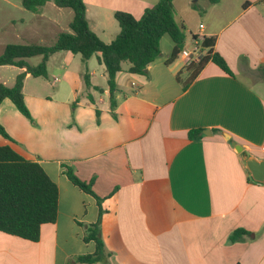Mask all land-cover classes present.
I'll use <instances>...</instances> for the list:
<instances>
[{
  "label": "crops",
  "instance_id": "obj_1",
  "mask_svg": "<svg viewBox=\"0 0 264 264\" xmlns=\"http://www.w3.org/2000/svg\"><path fill=\"white\" fill-rule=\"evenodd\" d=\"M118 1L127 7L111 16L126 11L140 18L158 0ZM84 2L90 28L110 43L118 22L105 39L102 7ZM49 3L37 12L19 9L31 13L20 37L43 42L60 25L65 8ZM174 6L186 26V47L194 35L215 37L213 50L233 76L208 62L185 89L188 65L181 55L166 64L174 43L164 35L145 75L126 72L124 63L115 116L98 56L83 61L69 51L49 58L47 78L26 76L24 100L33 121L9 99L2 102L0 123L10 139L0 135V147L38 162L57 184L59 201L56 222L42 225L38 242L0 232V264H80L77 257L94 253V243L83 237L98 219V201L70 182L69 169L93 180L102 199L107 264H264V183L254 182L245 164L247 156L264 159V0H174ZM189 18L196 25L189 26ZM3 71L13 85L25 69L0 66ZM5 76L0 82L12 86ZM192 130L201 136L190 139ZM238 229L247 234L231 242Z\"/></svg>",
  "mask_w": 264,
  "mask_h": 264
},
{
  "label": "trees",
  "instance_id": "obj_2",
  "mask_svg": "<svg viewBox=\"0 0 264 264\" xmlns=\"http://www.w3.org/2000/svg\"><path fill=\"white\" fill-rule=\"evenodd\" d=\"M209 5H216L220 0H206ZM47 2H53L57 7L68 8L73 12L69 24V32H60L52 45L43 44H8L0 55V66H16L25 69L18 74L12 86L0 82V106L5 99L14 103L19 112L33 121L31 113L24 100V80L28 74L32 77H48L47 63L49 58L62 51L80 54L83 61L97 55L105 67L109 102L112 115L117 106V75L124 72V63L129 64L126 72L145 75L147 68L160 55V41L168 35L173 43V51L166 61L167 65L174 63L186 47V27L176 19L174 0H158L155 5L144 10L140 18L126 11H116L114 18L119 24L118 35L110 42L102 41L90 28L87 20V8L84 0H22V6L30 12H37ZM246 2L244 8L249 6ZM215 37H204L202 47L206 49L204 57L198 63L189 64L190 72L184 83L186 89L197 77L203 67L212 62L225 73L233 76L224 58L214 52ZM40 57L38 64L32 65L27 60ZM84 83L90 88L87 74ZM77 103L72 104V110ZM99 118L100 111L96 110ZM202 130H192L188 136L197 139ZM0 135L10 139L5 128L0 123ZM70 182L81 191L93 196L98 201L99 216L94 224L87 226L83 241L93 242L95 251L92 254L76 258L80 264L105 263L109 254L101 234L103 209L101 198L93 190V180L82 181L73 170L67 171ZM59 190L57 184L46 173L43 167L35 161L27 160L8 146L0 147V232L16 236L31 242L40 239L41 227L44 224L55 223L58 217ZM247 231L238 229L230 235V241L240 240ZM239 264V263H238Z\"/></svg>",
  "mask_w": 264,
  "mask_h": 264
},
{
  "label": "rangeland",
  "instance_id": "obj_3",
  "mask_svg": "<svg viewBox=\"0 0 264 264\" xmlns=\"http://www.w3.org/2000/svg\"><path fill=\"white\" fill-rule=\"evenodd\" d=\"M86 1L88 5L92 4L91 0H86ZM92 1L96 3V5L102 7L103 9L104 17L107 23V33H105L106 35L104 36V38L108 39V37L112 35L113 29H114L113 26L116 23L115 18L111 16L112 11L114 9H125L127 6L124 3H120V1L118 0H92ZM102 1L103 3H100ZM49 4H51L52 6L54 5L53 2H50ZM20 8L24 10L22 6V0H0V45H1L0 55L3 54L1 50L3 45H8L11 43H17V44L42 43L43 45H52L56 41V38L58 36L57 33L58 32L60 33L62 29L66 30L67 27L69 26V22L72 20V14H73L72 10L65 8L64 9L65 13H63L60 16V20H61L60 25L58 27L56 26V28H52L51 31L48 32V37L46 38V40L41 42L42 40L39 39V40H35V42H32V41H28L20 37L18 33L23 26V21L31 23L30 22L31 13H28L27 11L23 13L22 11L19 10ZM48 11L50 13H53L50 10ZM57 13L58 12H56V14ZM51 16L55 18L53 14H51ZM189 19H187V21H189L187 22L189 26L196 25L195 19L193 18H189ZM191 20L193 21L191 22ZM42 23H44L43 20H42ZM43 26H42V30L44 28L49 27L47 23L43 24ZM166 38H168L167 40H170L169 37H166ZM29 60L31 64H38L41 58L34 57V58H30ZM7 73L8 72L6 71H3V73L0 72V74L6 75L5 77L6 79H8L9 85H12V80L10 78L11 74H7Z\"/></svg>",
  "mask_w": 264,
  "mask_h": 264
},
{
  "label": "built area",
  "instance_id": "obj_4",
  "mask_svg": "<svg viewBox=\"0 0 264 264\" xmlns=\"http://www.w3.org/2000/svg\"><path fill=\"white\" fill-rule=\"evenodd\" d=\"M203 28L204 26L201 25L200 29L203 30ZM203 40V34L194 35L190 45L185 47V49L182 51L181 57L185 59L187 65L192 63H198L204 57L206 51L202 47Z\"/></svg>",
  "mask_w": 264,
  "mask_h": 264
},
{
  "label": "water",
  "instance_id": "obj_5",
  "mask_svg": "<svg viewBox=\"0 0 264 264\" xmlns=\"http://www.w3.org/2000/svg\"><path fill=\"white\" fill-rule=\"evenodd\" d=\"M232 145L238 153L243 152V148L240 145L236 143H232ZM245 164L250 173V178L256 183H264V159L260 160L254 156H247Z\"/></svg>",
  "mask_w": 264,
  "mask_h": 264
}]
</instances>
